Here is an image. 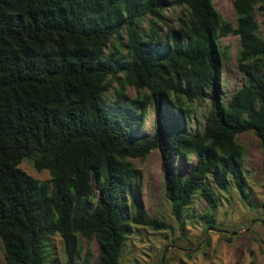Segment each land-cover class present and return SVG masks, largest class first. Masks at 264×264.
<instances>
[{"label": "trees", "instance_id": "1", "mask_svg": "<svg viewBox=\"0 0 264 264\" xmlns=\"http://www.w3.org/2000/svg\"><path fill=\"white\" fill-rule=\"evenodd\" d=\"M229 1L234 28L213 0H0L3 264H58L48 250L53 236L62 264H119L131 225L169 229L132 195L129 160L151 151L159 154L163 196L181 232L195 194L208 209L200 216L205 229L217 208L214 189L231 184L248 202L236 137L255 135L264 169V37L254 18L263 8L261 0ZM167 6L181 13L159 33ZM228 34L238 39L242 81L224 99L219 39ZM205 102L198 122L193 106ZM149 107L151 131L137 133ZM190 156L196 160L187 168ZM22 160L49 180L28 176L18 168Z\"/></svg>", "mask_w": 264, "mask_h": 264}, {"label": "rangeland", "instance_id": "2", "mask_svg": "<svg viewBox=\"0 0 264 264\" xmlns=\"http://www.w3.org/2000/svg\"><path fill=\"white\" fill-rule=\"evenodd\" d=\"M260 6L264 10V0ZM213 7L223 23L235 27L234 13L229 0H213ZM263 10L257 9L254 18L259 27V33L264 37V25L261 24ZM181 10L175 6H167L160 22L156 21V29L163 33L165 27H174ZM148 17L140 22L141 29H148ZM219 47L225 52V58L220 65V94L227 99L237 89L242 81L236 68V53L238 39L228 34L219 39ZM128 95L133 97L129 88ZM208 103L193 106V117L202 121ZM153 110L147 108L137 133H150ZM189 128L193 129V119ZM236 141L242 146L243 173L247 189L251 191L248 202H243L233 185L226 191L214 192L218 203L213 213V225L205 229V223L200 218L208 213L205 201L195 194L189 205L184 209V231L178 228V223L170 212V203L163 196L162 172L159 169L160 157L157 151H151L144 159H130L134 170L135 188L132 195L141 201L143 211L148 217H156L169 225L167 230L154 231L148 227L131 225L130 234L125 238L119 253V264H178V260L187 264H264V169L262 153L258 141L252 132L237 135ZM196 158L190 156L187 168L195 163ZM18 168L28 176L38 181H48L46 170L36 171L31 162L22 160ZM83 247L85 243L81 242ZM48 250L58 264H62L64 256L58 236L48 240ZM92 260L96 256L97 245L90 243ZM162 260V261H161ZM0 264H3V250L0 243Z\"/></svg>", "mask_w": 264, "mask_h": 264}, {"label": "water", "instance_id": "3", "mask_svg": "<svg viewBox=\"0 0 264 264\" xmlns=\"http://www.w3.org/2000/svg\"><path fill=\"white\" fill-rule=\"evenodd\" d=\"M162 261V260H161Z\"/></svg>", "mask_w": 264, "mask_h": 264}]
</instances>
